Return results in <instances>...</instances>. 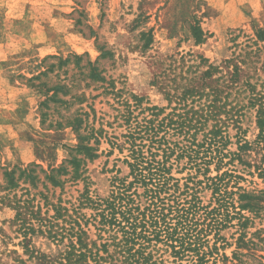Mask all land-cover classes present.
Listing matches in <instances>:
<instances>
[{
    "label": "rangeland",
    "instance_id": "1",
    "mask_svg": "<svg viewBox=\"0 0 264 264\" xmlns=\"http://www.w3.org/2000/svg\"><path fill=\"white\" fill-rule=\"evenodd\" d=\"M192 25L203 30V42L196 43ZM260 28L264 0H0V264H40L31 255L32 244L48 253L54 245L38 231L31 233V225L39 228L37 213L46 224L55 204L72 212L86 189L93 197L107 196L115 178L129 172L124 162L128 152L112 142L124 138L125 114L135 104L134 95L144 98L142 107H163L161 116L175 112L201 117L210 108V86L217 83L203 85L204 96L194 101L186 91L207 69L206 64L198 66L201 57L220 65L214 77L227 75L237 63L240 84L249 81L264 93V40L256 34ZM246 87L233 90L228 99L220 91L216 110L224 121L229 110L236 114V121L226 123L232 142L228 148L236 151L237 139L248 147L241 153L244 161L235 159L230 166L242 176V186L259 190L264 181L256 171L264 166V141L257 140L254 108L239 109L248 102ZM82 137L99 149L98 157L71 151ZM70 153L83 158L81 177L72 176ZM18 210L28 221L27 229L16 219ZM78 210L87 216L93 212ZM252 221L248 230L262 228L252 238L264 248V217ZM236 229L223 231L230 257ZM25 230L34 236L28 244ZM251 259L243 256L240 264Z\"/></svg>",
    "mask_w": 264,
    "mask_h": 264
},
{
    "label": "trees",
    "instance_id": "2",
    "mask_svg": "<svg viewBox=\"0 0 264 264\" xmlns=\"http://www.w3.org/2000/svg\"><path fill=\"white\" fill-rule=\"evenodd\" d=\"M191 31L196 43L204 41L200 26L192 25ZM256 31L258 38L264 40V29ZM204 64L207 69L194 78V84L186 91L194 101L196 96H204L203 85L217 82L207 93L213 97L206 114L188 117V114L171 112L161 116L163 107H142L144 98L134 95L135 104H129L125 114L124 138L121 142H112L120 152H128L124 162L129 172L115 178L107 196L93 197L86 189L72 212L67 206L55 204L54 215L46 224L37 213L39 228L29 225L31 233L38 231L54 245L48 253L32 244L31 255L40 264H240L243 256H252L256 264H264V254H258L264 248L252 238L261 234L262 228L255 232L248 230L253 219L264 217V188L247 190L240 184L242 176L230 164L235 159L244 161L241 153L248 142L237 139V150H230L228 146L232 142L226 123L236 121V114L229 110L224 121L216 110L217 102L221 101L220 91L225 90L228 99L233 90L240 91L246 83L248 102L239 109L254 108L259 129L257 140L262 142L264 93L249 81L240 84L237 63L227 75L218 77L214 76L221 72L219 64L201 57L198 66ZM221 79L223 90L219 89ZM138 107L142 109L136 114ZM209 120L213 122L208 127ZM201 132L202 137L198 138ZM174 135L183 137L172 140ZM83 139L71 151L76 148L81 151L76 153L85 158L98 157L99 149L85 144ZM99 143L97 139L96 144ZM77 154L70 153L68 160L74 178L81 177L79 167L83 158ZM256 172L264 181V166H258ZM176 173L183 175L176 176ZM53 183L59 182L53 178ZM82 207L93 212L87 216L78 210ZM16 219L28 228V221L19 210ZM236 219L238 222L233 223ZM229 226L236 227L238 232L231 257L225 251L229 243L223 234ZM24 233L28 244L34 236L28 237L26 230ZM252 261L247 263L253 264Z\"/></svg>",
    "mask_w": 264,
    "mask_h": 264
}]
</instances>
